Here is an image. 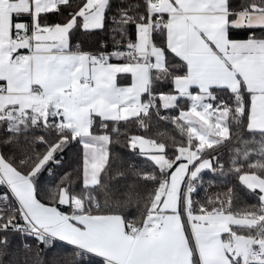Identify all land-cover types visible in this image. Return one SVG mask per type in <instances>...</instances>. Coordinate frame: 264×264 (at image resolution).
<instances>
[{"label": "snow or ice", "instance_id": "6c2138e0", "mask_svg": "<svg viewBox=\"0 0 264 264\" xmlns=\"http://www.w3.org/2000/svg\"><path fill=\"white\" fill-rule=\"evenodd\" d=\"M77 32L108 37L85 50ZM153 116L182 139L169 155L166 142L128 137L156 185L130 215L131 194L113 186L124 173L112 174L110 131L130 120L147 130ZM233 128L242 147L231 171L258 196L243 211L231 188L193 199L203 170L223 171L211 151ZM73 144L76 167L46 186ZM0 148V257L19 237L25 251L35 241L33 264L57 241L72 250L54 264H264V0H0Z\"/></svg>", "mask_w": 264, "mask_h": 264}, {"label": "trees", "instance_id": "16d2710c", "mask_svg": "<svg viewBox=\"0 0 264 264\" xmlns=\"http://www.w3.org/2000/svg\"><path fill=\"white\" fill-rule=\"evenodd\" d=\"M51 23L57 22L60 17L56 15H50L47 17ZM108 33L96 32L92 35L86 36L81 32H77L73 36V43L80 41L85 50H95L98 46V42L106 40ZM240 38H244L242 35ZM109 46L111 40H107ZM122 79L119 78V82ZM160 90L171 91L172 86L170 83H165L159 86ZM223 95V93H221ZM146 99V97H145ZM186 98L180 100L181 107L188 105ZM162 115L173 117L179 114L177 109L174 110H162ZM149 127L147 130L139 127L135 120L129 122H121L117 127L119 133L110 131L112 136V144L110 150L113 157L112 174L115 176L116 170L124 173L122 177H116L113 181V186L117 189V197L121 200L124 199L125 195L131 194L132 201L128 203L127 211L130 215H135L137 209V199L140 200L142 206L143 198L147 197L148 193L156 186L151 181H145L142 179V174L146 172H154L155 167L153 162L140 154L139 150H131L127 146L128 137L132 135H142L146 138H153L158 141H163L169 145V155L172 154V143L171 140L174 137L177 141L182 139L179 130L171 123L170 120L164 121L159 120L155 116L148 121ZM111 128V125H110ZM236 128H233V138L230 142H227L214 150L211 151V155L219 156L220 163L224 165L223 171L221 172L217 166V171L213 173L210 170H203L200 174V181L197 182V192L193 194V199L200 202H206L209 197L215 198L217 196L224 198L225 194L228 193L229 188L233 189V208L235 211H243L248 206L258 204L257 193H253L243 186L235 172L232 169V156L233 149L235 147H242L236 142L235 132ZM38 132L29 133L28 138L32 139L33 135H38ZM244 139H252L251 134H245ZM255 139H260L257 134ZM37 151H43L44 146H36ZM0 151H8L7 149L0 148ZM80 153V146L73 144L68 146L63 153V163L60 167L54 168L53 174L50 176L47 172L43 175L44 184L48 187H55V184L59 182L60 177L66 172L71 171L77 165L78 157ZM204 158H209L206 154ZM257 157L253 155L250 158V162H254ZM140 174V175H138ZM73 180L76 177L73 176ZM79 183L78 180H76ZM62 209L66 210V206H62ZM11 244L9 248V254L7 256L0 257V261L3 264H33L35 255L37 252L35 241L28 239L27 243L32 245L30 251H25L20 244L21 238L10 237ZM71 247L67 246L64 242L57 241L54 247L45 248L44 245H40V259L43 264H54L55 261H59L64 253H70Z\"/></svg>", "mask_w": 264, "mask_h": 264}, {"label": "crops", "instance_id": "0c3cea01", "mask_svg": "<svg viewBox=\"0 0 264 264\" xmlns=\"http://www.w3.org/2000/svg\"><path fill=\"white\" fill-rule=\"evenodd\" d=\"M120 78L122 79V82L118 81L120 85L124 86L130 83V76H121Z\"/></svg>", "mask_w": 264, "mask_h": 264}]
</instances>
